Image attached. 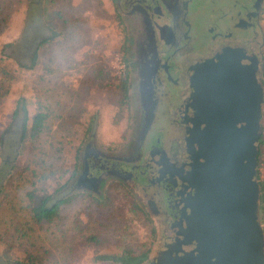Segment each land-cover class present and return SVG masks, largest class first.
<instances>
[{
	"label": "rangeland",
	"instance_id": "rangeland-1",
	"mask_svg": "<svg viewBox=\"0 0 264 264\" xmlns=\"http://www.w3.org/2000/svg\"><path fill=\"white\" fill-rule=\"evenodd\" d=\"M2 1L10 7L0 9V51L3 48L7 56L0 53V70L10 72L13 80L0 88V174L6 173L0 181L5 191L0 201V263L16 262L13 258L27 249L45 257L43 264H115L95 261L94 256L127 247L134 253L147 250V259L156 257V262L161 254L154 247L153 220L128 185L108 176L99 193L68 190L81 169L90 127L97 146L115 154L124 151L122 143L135 139L140 123L141 134L147 131L154 117L157 96L147 77L129 90L127 99L121 97L122 77L127 76L128 89L136 78L135 60L122 49L124 40L126 34L131 41L140 39L143 21L126 18L125 31L112 18L109 0H12L11 5ZM20 96L26 106L22 102L13 118ZM44 111L49 116L44 131L30 138L32 116ZM212 119L198 117L206 134L201 140L207 138L211 144L225 135ZM261 140L264 187V103ZM212 146L219 147L217 141ZM211 156L214 165L222 158L218 150ZM32 186L54 197L69 195L51 221L34 222L30 207L40 200L27 198ZM205 192L209 204L214 198L211 182ZM166 248L164 262L152 264L180 263L175 257L179 246L170 242Z\"/></svg>",
	"mask_w": 264,
	"mask_h": 264
},
{
	"label": "flooded vegetation",
	"instance_id": "flooded-vegetation-1",
	"mask_svg": "<svg viewBox=\"0 0 264 264\" xmlns=\"http://www.w3.org/2000/svg\"><path fill=\"white\" fill-rule=\"evenodd\" d=\"M109 3L112 18L125 31L126 18L143 21L138 28L140 39L125 37V49L136 63V78L128 91L143 83L142 77L152 81L157 96L155 114L148 130L142 135L140 123L135 139L122 143L124 151L115 154L97 146L92 127L83 143L81 169L69 186H74L85 164L87 177L100 176V184L105 177L114 176L128 185L153 220L157 254L172 242L179 246L175 257L180 264H185L186 258L187 264H205L208 256V264H223L222 260L235 264L231 251H239L251 238L255 249L260 246L259 263L264 264V187L260 177L264 0ZM154 57V63L147 62ZM216 77L221 78L220 83ZM256 108L258 138L252 145L256 127L251 117ZM198 117L213 118L225 131L224 136L215 137L219 147L207 138L201 140L206 134ZM208 133L210 136L212 131ZM221 137L226 140L223 145H219ZM214 150L226 156L216 165L211 156ZM87 177L81 184L87 185ZM209 182L219 191L215 201L207 204ZM68 196H52L44 204L52 208ZM209 218L213 222H208ZM204 229L208 236L216 230L212 239H202ZM155 258L142 263L151 264Z\"/></svg>",
	"mask_w": 264,
	"mask_h": 264
},
{
	"label": "trees",
	"instance_id": "trees-1",
	"mask_svg": "<svg viewBox=\"0 0 264 264\" xmlns=\"http://www.w3.org/2000/svg\"><path fill=\"white\" fill-rule=\"evenodd\" d=\"M6 1L10 5L12 4V0H6ZM4 6L7 9H9V7H10L8 4L7 5H3V1L0 0V9H2ZM5 20L6 19L3 18V21H5ZM50 39L51 38H48L45 41H48ZM122 49L124 51L126 50L125 49V44H124V48L122 47ZM36 50H37V48L35 49V52H36ZM3 51H4V49L2 48L0 53L4 57H7L6 54L3 53ZM10 76H11V73L8 72L7 70H5V69L0 70V88L7 87L8 83H10L13 80V78L9 79ZM8 79H9V81L7 83ZM120 88L122 90L121 97L123 99H127L129 91H128L127 76L126 75H124L122 77V79H121ZM25 101L26 100H25V98L23 96L18 97V99L16 100L15 108H14V110L12 112V117L13 118H14V116H16L19 113V111H18L19 108H20L19 105L22 104V102L26 106ZM26 109H27V107H26ZM26 109H25L24 113H26ZM48 117H49L48 116V112H46V111H44L42 113H40V112L34 113V115L31 118V124H30L29 130H28L30 138L34 139L40 133H42L44 131V129L46 127V121H47ZM92 122H93V119H92ZM24 128H26V127H24ZM91 128L92 127H90V130H91ZM262 142H263V140H261V143ZM77 152H78V150H76V152L74 154V157H73L74 159L78 158L77 157ZM5 176H6V173H4L3 175L0 174V181H2V179ZM32 176H33V174H32ZM8 180H6V182ZM38 192L39 191H36V189H34L33 186H32V187H30V189L26 193L27 194V198L29 200H33V198H35L37 196H39L38 199L40 200L38 204H36V205L33 204L30 207L31 208V213H32V218H33V220H35L34 222L51 221L56 216L59 206L61 204H63L64 202L66 203L68 201L69 197H67L66 199L61 200V202L57 203L54 207L50 208L49 205H46L44 203H45V201L47 199L51 198L52 196L50 194H43L42 192L41 193H38ZM4 195H5V191H3V189H0V201L2 200L1 198ZM89 239H95L96 240V237L90 236ZM96 241H98V240H96ZM147 254H148L147 250L134 253L132 251V248L127 247V248H123L120 253H110V252L109 253H98V254H96L94 256V260L95 261H102V262H110V263H115V264H142V262L147 258V256H148ZM44 258L45 257L38 256L37 254H34L33 252H30V251H28L26 249L24 254L21 257H15V258H13V260H15L16 262H19L21 264H43Z\"/></svg>",
	"mask_w": 264,
	"mask_h": 264
},
{
	"label": "water",
	"instance_id": "water-1",
	"mask_svg": "<svg viewBox=\"0 0 264 264\" xmlns=\"http://www.w3.org/2000/svg\"><path fill=\"white\" fill-rule=\"evenodd\" d=\"M215 79L219 83L221 82V78L216 77ZM211 112H212V110H211ZM251 120L254 123V126L256 127L255 130H254L255 136H253L252 139H251L252 145H253V140L258 138V133H257V108H256V113H255L254 117H251ZM250 125L252 126L251 123H250ZM225 142H226V140H224L222 137L219 139V145H223ZM222 157L226 159L225 155L222 156ZM87 170H88V166L85 164V166L82 169V173L80 174V176L76 180V183L74 184L73 187L71 186L68 190H72L73 191L74 189L85 188V189L91 190L94 193H99V186H100L101 177L99 176V177L88 178L87 177ZM84 177L85 178L87 177L88 181L90 182V183L88 182L87 185L81 184V181H82V179ZM222 187H223V185H220V189ZM252 190H253V187H250V197H248L250 202H251V199H252V196H253V193L251 192ZM216 191L218 193L219 189L218 190H217V188L214 189V192H215V193H213L214 194V198H213L214 201H215V197H216ZM251 206H253V200H252V204L250 203L249 207H251ZM240 208H241V205H240ZM209 220H211V219L209 218ZM209 220H208V222H209ZM205 232L206 231L204 230L203 231V235H202V239L208 241V239H210V238L212 239L213 238L216 230L214 232H212L211 236H208V231H207L206 234H204ZM258 241H259V238H258ZM253 245H254V240H253V238H251L250 241L245 242V246L241 247V249L239 251H235V250L231 251V254L233 255V257L235 259V264H260L259 263V258H260V262H262L260 246H259V249H255V247ZM164 253L165 252L158 253V255L161 254V257L156 262H152V263H158L159 261H161V263L164 262V260H163V258L165 257ZM158 255H156V256H158ZM208 261H209V256L207 257V260H206L205 264H208ZM184 262H185V264H187L188 263V259L186 258L184 260ZM221 262L223 264H226L225 260H222ZM0 264H4V263H0ZM9 264H21V263L11 262ZM169 264H172V263H169Z\"/></svg>",
	"mask_w": 264,
	"mask_h": 264
}]
</instances>
